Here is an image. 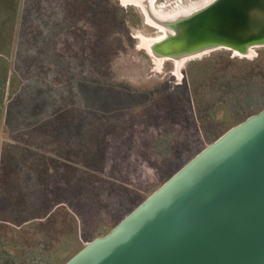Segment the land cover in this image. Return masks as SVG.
<instances>
[{"label":"rangeland","instance_id":"1","mask_svg":"<svg viewBox=\"0 0 264 264\" xmlns=\"http://www.w3.org/2000/svg\"><path fill=\"white\" fill-rule=\"evenodd\" d=\"M207 1L147 4L162 19ZM144 9L0 0V264H62L264 105V47L158 59Z\"/></svg>","mask_w":264,"mask_h":264},{"label":"water","instance_id":"2","mask_svg":"<svg viewBox=\"0 0 264 264\" xmlns=\"http://www.w3.org/2000/svg\"><path fill=\"white\" fill-rule=\"evenodd\" d=\"M156 57L264 47V0H213L157 19ZM62 264H264V105L206 144Z\"/></svg>","mask_w":264,"mask_h":264},{"label":"bare ground","instance_id":"3","mask_svg":"<svg viewBox=\"0 0 264 264\" xmlns=\"http://www.w3.org/2000/svg\"><path fill=\"white\" fill-rule=\"evenodd\" d=\"M211 1H213V0H208L207 1V3L206 4H208V3H210ZM206 4H204L203 6H205ZM202 7V6H201ZM190 8H192V7H189V8H181V9H179V10H177V13H175V14H178V15H175V16H171V17H169L168 18V20H174V18H178L179 16H183V15H187V14H189L190 12H193L194 10H196V9H198V8H196V9H192V11H190L191 9ZM200 8V7H199ZM189 11V12H188ZM147 16V15H146ZM149 20V19H148ZM148 22V21H147ZM150 22V21H149ZM158 29L161 31V33H163L164 34V32H165V29L164 28H159L158 27ZM163 34L160 36V38L163 36ZM157 39H159V38H157ZM157 39H152V40H150L149 41V43L151 42H154L155 40H157ZM149 40V39H148ZM143 42H144V40H143ZM148 42V41H147ZM147 42H145V43H143V44H145L146 46H145V48H147ZM148 49V48H147ZM148 51V50H147ZM233 53H235L236 55H239V54H237L236 52H234V51H232ZM203 53H205V52H202V53H199V54H197V55H195L194 57H196V56H199V55H201V54H203ZM151 54V53H150ZM152 55V54H151ZM153 56V55H152ZM241 56H243V55H241ZM153 57H156V56H153ZM156 58H158V59H170V60H173L175 63H177L178 65L181 63V62H183V61H185V60H188V59H191V58H193V57H184V58H182V59H179V60H174V59H171V58H169V57H156ZM177 65V66H178Z\"/></svg>","mask_w":264,"mask_h":264},{"label":"trees","instance_id":"4","mask_svg":"<svg viewBox=\"0 0 264 264\" xmlns=\"http://www.w3.org/2000/svg\"><path fill=\"white\" fill-rule=\"evenodd\" d=\"M4 75H5V71H4ZM3 83H4V79H3V81H2ZM0 94H1V92H0ZM247 117V116H246ZM214 140V139H213Z\"/></svg>","mask_w":264,"mask_h":264}]
</instances>
